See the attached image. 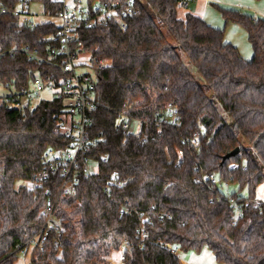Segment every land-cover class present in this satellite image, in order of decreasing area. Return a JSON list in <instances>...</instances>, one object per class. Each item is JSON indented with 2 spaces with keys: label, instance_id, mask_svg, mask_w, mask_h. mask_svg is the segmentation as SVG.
<instances>
[{
  "label": "trees",
  "instance_id": "obj_1",
  "mask_svg": "<svg viewBox=\"0 0 264 264\" xmlns=\"http://www.w3.org/2000/svg\"><path fill=\"white\" fill-rule=\"evenodd\" d=\"M179 1L138 0L124 30L114 22L80 28L82 50L108 61L92 81L96 107L87 129L94 143L79 157L81 169L88 158L99 170L95 179L80 172L75 193L59 198L60 169L43 184L34 185V177L48 148L69 145L56 122L65 97L33 104L21 91L37 77H69L19 51L26 46L48 59L58 44L47 38L59 27H31L23 14L0 11V90L9 89L0 94V264H15L41 233L46 200L61 240L55 247L51 230L44 248H33L31 264H115L111 255L120 249L126 264H182L166 243L182 252L207 248L223 264H264V199L257 191L264 184V18L217 5L224 26L245 29L253 51L246 59L224 28L191 12L181 18ZM23 3H41L53 17L61 9L57 0H0V10ZM131 103L129 114L142 125L124 139L120 112ZM113 174L123 186L110 183ZM231 198L242 209L238 217Z\"/></svg>",
  "mask_w": 264,
  "mask_h": 264
},
{
  "label": "built area",
  "instance_id": "obj_2",
  "mask_svg": "<svg viewBox=\"0 0 264 264\" xmlns=\"http://www.w3.org/2000/svg\"><path fill=\"white\" fill-rule=\"evenodd\" d=\"M61 3V9L57 15L50 16L44 13L47 17L58 18L60 23L57 24L59 29L56 34L49 36L47 40L52 43H57L58 46L52 48L50 56L46 59L40 55L36 50H30L26 46L19 48V51L26 54L30 59H36L39 62H50L59 67L61 71L69 78L58 81L53 77H37L31 84V88L22 89L23 96H30L31 103L35 104L41 98V94L48 90L54 93L57 98L65 97V107L62 112L57 115V131L65 135L69 139V145L64 149L48 148L42 157L41 169L34 177L35 184L45 183L51 174L60 169L62 177L61 189L58 198L62 194L73 195L76 186L79 184L81 172L86 179H95L98 173V163L93 159H86L82 169L79 166V157L91 151V146L94 140L91 138L87 129L90 122L88 116L89 112L96 107L92 100V81L95 79V71L97 69H104L108 65L105 60H93L90 53L82 50L81 42L79 40V30L82 26L92 28L97 24H108L114 22L121 29H126V19L139 12L138 0H125L124 2H116L111 5H101L96 2L89 4L86 0H73V4L68 3L69 0H57ZM190 0H180L182 7H189ZM2 13L11 12L13 14H23L25 21L35 27L38 21L30 18L29 5L23 3L17 8L0 10ZM29 12V13H27ZM77 44L76 50H73V45ZM2 53H0V56ZM86 58V59H85ZM90 66L91 70L87 72H78L79 67ZM134 103L129 104L124 110L120 112V118L123 122L124 139L127 134L132 132L131 126L133 121L142 122L137 119H132L129 110ZM21 102L12 103L13 108H19ZM175 115H173L174 117ZM140 131L136 132L139 133ZM143 142L141 136L140 142ZM196 144V142H194ZM182 151H179L181 154ZM106 159L107 156L104 155ZM91 162L96 164L97 168H91ZM81 169V170H80ZM212 182L217 181L216 174L212 173L209 176ZM124 180L119 179L117 174H113L110 180L112 185L121 187ZM106 192L108 190L106 189ZM45 193H49V189L45 188ZM230 204L235 207L236 217L241 214V207L238 206L234 198L230 199ZM45 216V224L41 233L33 240L28 242V247L33 246L42 250L48 240L49 232L52 230L57 234V247L61 240V233L59 225L53 215V207L49 200H46L44 209L42 210ZM142 222V220H140ZM165 246L172 254L179 256V248L169 243ZM121 262L126 261L123 253H121ZM112 263L119 264L111 260ZM126 264V263H125Z\"/></svg>",
  "mask_w": 264,
  "mask_h": 264
},
{
  "label": "rangeland",
  "instance_id": "obj_3",
  "mask_svg": "<svg viewBox=\"0 0 264 264\" xmlns=\"http://www.w3.org/2000/svg\"><path fill=\"white\" fill-rule=\"evenodd\" d=\"M68 3L72 5L73 0H69ZM217 5L227 8H237L243 12L252 14L256 17L264 18V0H190L189 7L186 8L180 5V7L178 8L179 16L181 18H184V16L188 12L201 16L212 25L224 28L225 38L236 44L239 50L243 54L246 53L247 50L251 51L252 47L248 42L245 29L241 25L235 23H229L226 26H224V20ZM29 11L30 14L28 16L38 22L53 21L57 24L60 23V20L58 18L47 17L44 15L43 5L41 3H31L29 6ZM189 66L194 72H196V69L192 65ZM90 70H91L90 66H83L78 68L79 73L87 72ZM198 78L203 85H206L205 82L202 80V78L199 77V75ZM31 91L33 96L32 86H31ZM7 92H9V89L0 90V94ZM53 97H54V93L52 91L46 90L41 94L40 98H53ZM140 129H141V123L137 121H133L131 126V131L138 132L140 131ZM90 165L91 168L93 169L97 168L96 164H94L93 162H91ZM27 185H30L29 182H27ZM233 189H236L235 185H231V187L228 188L229 191ZM223 190L227 191L226 187L223 188ZM257 191H258V197L260 199H264V184H261L258 187ZM113 252L114 253L111 255V259L116 263L125 264V261L121 262V258H120L122 249L113 250ZM179 256L182 259L189 261L190 262L189 264H223L217 262L213 253L207 248L204 249L201 253H196L193 251H189V252L179 251ZM15 264H31L29 263V254L27 253V251H21L18 254Z\"/></svg>",
  "mask_w": 264,
  "mask_h": 264
},
{
  "label": "crops",
  "instance_id": "obj_4",
  "mask_svg": "<svg viewBox=\"0 0 264 264\" xmlns=\"http://www.w3.org/2000/svg\"><path fill=\"white\" fill-rule=\"evenodd\" d=\"M209 23V22H208ZM211 24V23H210ZM215 26V25H214ZM218 27V26H217ZM226 39V38H225ZM227 41H229V42H232V41H230V40H228V39H226ZM233 43V42H232ZM234 44V43H233ZM236 45V44H235ZM237 46V45H236ZM238 47V46H237ZM241 52V51H240ZM241 54H242V56L244 57V58H246V59H250L251 57H252V54H253V51L251 50V51H246V53H242L241 52ZM32 250H33V246H30V247H28L27 249H26V251H27V253L29 254V263H30V258H31V254H32ZM181 262H182V264H189L190 262L189 261H187V260H185V259H182L181 258Z\"/></svg>",
  "mask_w": 264,
  "mask_h": 264
},
{
  "label": "water",
  "instance_id": "obj_5",
  "mask_svg": "<svg viewBox=\"0 0 264 264\" xmlns=\"http://www.w3.org/2000/svg\"><path fill=\"white\" fill-rule=\"evenodd\" d=\"M239 151H240V148L237 147V148H235L234 150H232L231 152L227 153V154L224 156L223 159H227V158H230V157H232V156H235L237 153H239Z\"/></svg>",
  "mask_w": 264,
  "mask_h": 264
}]
</instances>
